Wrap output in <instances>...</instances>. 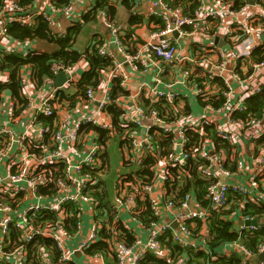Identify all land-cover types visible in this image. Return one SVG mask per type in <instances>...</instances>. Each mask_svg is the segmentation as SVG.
Wrapping results in <instances>:
<instances>
[{
	"label": "built area",
	"instance_id": "1",
	"mask_svg": "<svg viewBox=\"0 0 264 264\" xmlns=\"http://www.w3.org/2000/svg\"><path fill=\"white\" fill-rule=\"evenodd\" d=\"M54 1L50 0L53 10L68 9L69 5L55 7ZM197 1L198 7L191 14H186L166 0H152L146 16L159 19L161 25L151 24L153 29L133 53L127 50L120 38L123 30L106 18L104 10L98 11L101 22L110 28L112 35L110 41H104L97 49L101 56L112 58L108 80L118 77L119 85L124 87V83L136 74L146 77L140 83L139 91L127 96L131 104L120 103L123 112L117 126L111 125L110 120L107 122L99 118L101 113L108 116L106 108L112 103L108 86L105 89L87 88L79 102L87 107L96 101V115L81 114L67 129L58 117L54 119L52 128L38 120L39 114L52 116L55 109L59 111V104L55 102L58 89L68 87L79 79L70 74L71 66L62 61L52 62L50 72L54 76L64 71L67 76L65 83L52 89L42 99L19 132L15 133L10 125L17 117L14 114L16 102L11 99L7 106L0 103V111L2 107L9 114L8 119L0 123V264H139L148 252L166 258L159 237L169 230L172 240L181 247H191L208 254L207 223L210 214L228 210L234 194L242 198L237 201L233 212L241 211L245 201L264 204V105L260 118L240 121L232 116L246 109V97L263 89L264 59L255 62L250 55L264 41V0H238L237 7H234V0ZM38 16L51 24V16L45 12L39 13L31 10L30 6H22L19 0H1L0 50L27 52L31 40L12 39L8 26L16 22L31 27ZM208 28L212 30V35L207 34ZM170 33H177V37L165 38ZM197 33L220 37L228 46V51L202 46L194 48L190 55H180L179 39ZM235 46H241V54L230 52ZM112 47L115 52H111ZM119 57H123V61H119ZM232 57L230 78H227V58ZM5 74L7 72L0 64V82L5 81ZM198 77L206 78L203 86L192 83V79ZM231 78L242 86L243 97H237ZM219 83L224 86L221 93ZM182 88L192 93L196 104L198 98L207 97L222 96L223 102L218 106L204 103L198 106L200 113L193 114L195 111ZM99 90L100 97L97 99L96 92ZM143 98L149 103L147 107L143 105ZM186 102L190 113L181 111ZM156 104L165 106V109L160 111ZM88 122L108 129L109 135L116 137L118 142L125 141L119 145L122 148L121 166L127 170L131 167V171L115 178L111 205L116 210V217L121 210L129 217L138 213L140 201L145 198L150 201L151 211L156 216V220L148 225L139 224L146 231L145 237L135 235L130 245L110 241L109 256L103 252L86 254V249L101 239L102 220L96 218L98 202L85 190L99 179L104 180V173L93 176L84 171V168H99L102 163L99 158L100 144L96 140L89 144L79 133L81 126ZM208 125H214L217 135L227 139L236 149L231 155L223 151L213 152V143L204 139L198 154L206 164L199 168V176L208 182L205 196L208 205L201 206L191 192L184 193L175 201L167 195L165 182L171 177L168 168L181 167L193 154V150L187 149L186 131L195 132ZM169 135L171 152L166 155L161 140ZM242 146L248 147L251 153L248 168ZM123 148H126L125 154ZM146 156L157 160L153 177L148 183L134 184L129 175ZM232 159L235 160L236 171L225 165ZM57 171H61L62 176L55 178L53 173ZM245 172L249 174L246 184L235 180L236 176ZM74 209L78 219L73 231H70L66 221L72 217ZM85 216L90 217L86 228L83 224ZM251 219L257 218L240 214L235 220L234 229L239 236L258 231L261 223L244 224ZM197 220L201 222V227L195 236L192 230ZM74 239L76 244L73 245ZM45 241L52 242L47 244ZM231 253L237 254L246 263L249 257L264 253V243L252 251L242 243L241 238H237L222 245L211 259ZM173 264L188 263L186 257L179 256ZM258 264H264V260Z\"/></svg>",
	"mask_w": 264,
	"mask_h": 264
},
{
	"label": "trees",
	"instance_id": "2",
	"mask_svg": "<svg viewBox=\"0 0 264 264\" xmlns=\"http://www.w3.org/2000/svg\"><path fill=\"white\" fill-rule=\"evenodd\" d=\"M173 6L179 7L184 13L191 14L197 7V0H166ZM234 7L238 6V0H234ZM20 5L30 6L32 0H19ZM69 0H56L53 5L57 8L68 5ZM1 4V0H0ZM96 5L88 12L83 13L81 16V22H77L73 26L67 29V32L60 36L52 31L49 24L41 16L36 17L35 23L31 27L21 26L19 23H11L8 26V32L12 39L18 40H41L51 43L56 46L53 52H44L37 50H28L27 52H20L16 50H0V64L4 71L8 73V79L0 82V103L2 102L4 93H9L12 99L16 102L17 109L14 114L17 115L20 110L25 106L27 100L23 96L24 77L23 69L28 68L31 70L30 78L34 86L38 87L45 83L48 79L52 78L50 72V64L55 61H62L67 66H72L80 61H84L89 66V69L85 71L81 78L69 87L74 86L75 92L70 94L67 92V87L58 89V99L55 100L59 104V109L65 108L63 101H65L68 108L75 102H80L84 96V92L87 88H97L101 81V73L112 67V58L107 56H101L97 49L103 43L101 39L94 37L87 48L83 52H79L74 49L75 41L78 35L81 33L82 24L88 21H95L98 10H104L106 18L112 21L115 15V6L111 5L107 0H96ZM124 5L127 8L133 7V0H124ZM145 24L150 30L153 28L151 24H160V20L153 16H146L138 14H130L126 28L123 29V34L120 36L123 44L126 45L127 50L131 53L136 51V47L142 42L140 37L135 33V30ZM215 27V25H213ZM157 28V27H156ZM154 28V29H156ZM212 30L207 29V34L212 35ZM250 59L255 62H260L264 59V41L258 45V47L252 51ZM206 81L205 77H198L192 79V83L196 86H203ZM120 78L114 77L112 79V85L110 87V98L112 103L107 106L106 111L111 118L110 124L117 126L120 116L122 114V108L120 105V99L127 97V91L121 87ZM218 86L224 89L222 83ZM144 107H147L149 103L145 98ZM223 102V97L213 98L207 97L206 99L198 98L197 107L204 103L218 106ZM167 105V104H166ZM264 105V85L260 93L251 94L245 99L246 109L243 112H235L232 114L233 118L240 121H249L250 119L260 118L262 115V109ZM156 107L163 111L165 106L156 104ZM167 107V106H166ZM180 110V108H179ZM181 111L184 113H190V107L186 102ZM58 109H55L52 116H45L39 114L38 120L45 126L52 128L54 119L57 117ZM172 113V112H171ZM89 130L94 131L97 134V143L101 146H105L106 142L112 138L109 135L108 129H101L94 123L88 122L81 126L79 133L83 136L84 133ZM188 139L187 149L191 151V157L181 165V167L168 168V175L171 177L166 180L167 195L178 201L184 193L191 192L193 197L203 207H207L208 201L206 200V188L207 181L203 180L199 176V168L205 165V161L198 154L201 150V143L204 139L210 140L213 143V152L223 151L227 155H231L235 146H232L229 141L223 137L217 135L214 125L205 126L201 130L186 131ZM125 141L120 140L119 145H123ZM162 147L165 149V154L168 155L171 152V135L164 136L161 140ZM236 151V150H235ZM197 152V153H196ZM104 155H106L103 152ZM101 166L99 168H84V171H89L91 175L95 176L101 172L104 173L108 168L107 162L103 159V155H100ZM137 169L129 175V180L134 184L136 183H148L153 177V171L157 164V160L151 156H146L138 163ZM225 165L232 171H236L235 160L226 161ZM179 168V169H178ZM179 171V172H178ZM57 178L62 176L61 171L53 173ZM116 185V184H114ZM86 193L92 195L98 202L96 218L101 219V228L99 234L101 239L92 243L87 249L86 254H93L95 252H103L106 256H109V244L110 241H122L127 245H130L135 240V233L124 222L123 216L116 217V210L111 205V200L108 199L106 182L102 179L94 186H89L85 190ZM242 197L238 194L232 196L233 203H231L228 210L220 213L214 212L210 214L207 223V232L209 240L207 241L206 248L208 254L203 253L201 250H196L191 247H181L172 240L171 230L167 231L164 235L159 237L160 244L165 250L166 258L159 257L151 252H148L140 261L139 264H173L179 256H184L187 259L188 264H246L242 262V259L235 253L219 255L216 259H211L212 256L220 250V247L225 243H231L237 238H241L242 243L250 250L255 251L256 246L260 243H264V204H255L250 201H245L243 209L241 211H235L237 201ZM141 209L138 213L133 214L132 217L138 224L148 225L150 222L156 220V216L153 215L150 208V201L148 198L140 201ZM254 217L261 220L260 228L258 231L249 234L244 233L239 236V233L234 229L236 226L235 220L239 215ZM78 219V213L74 209L72 217L67 222V227L70 231H73L76 220ZM190 223V222H188ZM189 225V224H188ZM201 222L195 221L193 225V233L197 234L200 230ZM195 234V236H196ZM194 236V235H192ZM43 242V241H41ZM52 242V241H51ZM50 241H45L47 244H51ZM68 264H75L70 262Z\"/></svg>",
	"mask_w": 264,
	"mask_h": 264
},
{
	"label": "crops",
	"instance_id": "3",
	"mask_svg": "<svg viewBox=\"0 0 264 264\" xmlns=\"http://www.w3.org/2000/svg\"><path fill=\"white\" fill-rule=\"evenodd\" d=\"M111 5H114L115 7V15L112 18V22L115 26H119L122 30L126 28V24L128 21V18L130 14H138L143 15L146 18V15L150 12L151 8V1L152 0H133V7L127 8L124 5V0H107ZM205 2H209L210 0H204ZM53 3V2H52ZM96 0H69L68 2V9L67 10H53L51 7L50 0H32V3L30 5V9L37 12H45L48 15L51 16L52 22L49 24L52 31L56 34L60 33H66L67 29L77 22H81V16L83 13H86L90 11L96 4ZM61 8V7H60ZM99 11V10H98ZM150 29L145 25L142 24L139 26L135 33L140 39L143 41L144 38L147 37ZM96 37L97 39H101L104 41H110L112 38L110 28L101 22L99 15L97 13L96 20L95 21H88L85 24H82V30L81 33L78 35L75 44L74 49H76L79 52H83L90 41ZM216 36H209V35H203L201 33L194 34L191 37H183L179 39V49L180 55H190L194 48H201L202 46H206L208 48L210 47H217L222 48L225 51H228V46H225V43L221 46L218 45V43L214 42V38ZM219 39H221L219 37ZM222 40V39H221ZM31 46V47H30ZM30 49L28 50H37V51H44V52H53L56 48L55 45L48 43L46 41L41 40H33L31 41L29 45ZM26 49V48H25ZM212 49V48H210ZM241 46H235L230 52H233L235 55H239L242 52ZM111 52H115L114 47L111 48ZM212 56V55H211ZM232 58H227V78H230V69L232 65ZM213 61L214 56H213ZM89 69V66L86 62L80 61L73 66H71L70 74L75 75L76 77L81 78L82 74ZM23 77L25 80L24 87H23V96L27 100V103L25 106L20 110V112L17 114V117L13 119L10 122V125L12 126V129L15 133L19 132V130L23 127L24 123L28 119V117L34 112V108L40 104L42 99L55 87L52 85V78L45 81L44 84L36 87L33 85L30 79V70L28 68L23 69ZM264 71V70H263ZM108 69L102 71L101 73V81L98 85L100 89H105L106 86L109 88L112 85V79L108 80ZM8 79V73L5 74L4 80ZM146 79L144 75L136 74L132 77H130V80H127L124 83V89L127 91V96L129 94H135L139 91V85L141 82H143ZM232 86L235 90V92L238 94L237 97H243V88L241 85H238L232 78L230 79ZM159 88H162V86H159ZM101 90L96 92V98L99 99ZM67 92L70 94H73L75 92L74 86L67 87ZM182 92L187 95L188 103L190 104L191 108L195 111L192 112L193 114H199L200 109H198L195 99L192 97V93L188 89H183ZM236 97V98H237ZM12 97L9 93H4L2 102L4 106H7V104L11 101ZM96 99V100H97ZM121 104H125L126 102L130 101L127 99V97L124 99H120ZM1 102V103H2ZM63 104L65 108L60 109L57 112L58 119L65 125L66 129L71 126L73 121L81 114H87L88 116L96 115L97 114V103L96 101H93L91 104L86 106H81L79 102H75L70 107L74 108H68L66 106L65 101H63ZM130 105L131 102H128ZM9 117L8 111L4 110L1 107L0 111V123H4ZM99 118L106 120L107 122L111 120L110 116L108 115L106 117L105 114H102L99 116ZM83 138L85 141H87L89 144H91L94 140L97 139V134L89 130L88 132L83 134ZM97 141V140H96ZM109 142H116V146H119V142L114 141V138H110L106 142V146H108ZM101 146V145H100ZM103 148V146H101ZM107 148V147H106ZM242 152L243 156L247 159L246 165L248 168V163L250 159V150L248 147L242 146ZM120 166L119 157H117V160L114 158V168L113 171H118ZM111 178L105 179L106 182V190L108 197H112L113 191H114V173ZM247 175V176H246ZM249 174L245 172L243 175H238L235 177V180L246 184ZM109 181H111V184L109 185ZM111 199V198H110ZM120 216H123L125 224L134 231L135 235L140 237H145L146 231L144 228L139 225L135 220H132L127 213H125L124 210L120 211ZM89 216H85L83 218V224L86 228L89 221ZM72 244H76V240L74 239L72 241ZM167 254V253H166ZM247 263V262H246Z\"/></svg>",
	"mask_w": 264,
	"mask_h": 264
},
{
	"label": "rangeland",
	"instance_id": "4",
	"mask_svg": "<svg viewBox=\"0 0 264 264\" xmlns=\"http://www.w3.org/2000/svg\"><path fill=\"white\" fill-rule=\"evenodd\" d=\"M18 43L21 44L20 42H18ZM22 50H23V48H22ZM113 138H114V141L118 142V139L116 137H113ZM103 152L106 155H104ZM121 153H122V148L120 146H116V142H109L108 146H106V144H105V146L103 148H101L99 157L102 154L103 159L107 162V165H108V168L105 169V172H104V177H103L104 181H105V179L107 180L108 178H111L113 176V172L115 171V170L113 171L114 158L117 160V157H119V162H120V166H119L118 171H115V173H114L115 178L119 174H123V173L126 174V173H129L131 171V167H130V169L127 170L121 166ZM125 153H126V148H123V154H125ZM110 184H111V181H109V185ZM114 184H115V179H114ZM113 194H114V191H113ZM112 197H113V195H112ZM112 197H110L111 199L108 197V199L112 200Z\"/></svg>",
	"mask_w": 264,
	"mask_h": 264
},
{
	"label": "water",
	"instance_id": "5",
	"mask_svg": "<svg viewBox=\"0 0 264 264\" xmlns=\"http://www.w3.org/2000/svg\"><path fill=\"white\" fill-rule=\"evenodd\" d=\"M172 37H177V33H170V34H167L165 36V38H172ZM214 42L218 43V45H220V46L222 44H224V42L221 39H219L218 36H216L214 38ZM118 60L123 61V57H119ZM66 79H67V76H66L65 72L60 71L56 75L53 76L52 85L54 87H57V88L62 87L63 84L65 83ZM240 223H242V221H240ZM259 223H261L260 219H251L250 221L244 222V224H246V225H257ZM262 260H264V253L258 254V255L253 256V257H249L246 264H258V262L262 261Z\"/></svg>",
	"mask_w": 264,
	"mask_h": 264
}]
</instances>
